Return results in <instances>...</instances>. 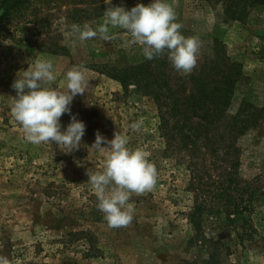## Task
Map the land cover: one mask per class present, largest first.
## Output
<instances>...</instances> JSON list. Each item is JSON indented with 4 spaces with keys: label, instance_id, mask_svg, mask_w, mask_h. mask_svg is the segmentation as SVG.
<instances>
[{
    "label": "rangeland",
    "instance_id": "374dc122",
    "mask_svg": "<svg viewBox=\"0 0 264 264\" xmlns=\"http://www.w3.org/2000/svg\"><path fill=\"white\" fill-rule=\"evenodd\" d=\"M150 2L27 0L1 17L7 4L0 0V255L12 264H264V3L169 0L179 31L199 40L189 73L175 69L167 51L146 58L122 28L110 27V40H81L72 28L96 30L108 7ZM223 57L242 65L228 114L247 101L256 107L253 125L221 144V131L202 137L200 153L184 140L183 125L172 129L187 123L188 131L198 118L184 108L172 116L171 106L190 108L188 97L221 87L219 70H210ZM37 59L53 61L56 80L49 86L60 91L74 65L88 68L89 86L71 104L86 132L71 152L55 142H29L12 112V84ZM141 117V130L131 129ZM60 119L63 131L71 115ZM97 130L108 140L115 132L128 135V146L147 152L157 169L151 190L132 193L126 226H109L87 183L88 170L103 171L107 158V151L91 148ZM233 163L236 178L229 181ZM224 190L238 199L239 214L225 211ZM204 202L196 240L190 213Z\"/></svg>",
    "mask_w": 264,
    "mask_h": 264
},
{
    "label": "clouds",
    "instance_id": "9594fccd",
    "mask_svg": "<svg viewBox=\"0 0 264 264\" xmlns=\"http://www.w3.org/2000/svg\"><path fill=\"white\" fill-rule=\"evenodd\" d=\"M104 17V23L96 30L87 25L82 28L78 24H73L72 28L79 33L81 40L97 35L110 40L113 38L110 27H119L130 34L128 43L142 45L143 54L148 59L167 51L169 60L179 71L189 73L196 65L199 40L195 36L186 37L179 31L182 25L177 21V13L169 0H151L147 5L139 3L130 10L123 6H110ZM21 72L22 76L19 75ZM87 72L85 65H74L68 70L65 91L49 86L56 80L51 59H37L34 67L30 65L27 70L18 73L12 84L16 90L12 112L29 142H55L61 149H67L65 152L80 147L86 124L72 114L71 104L77 94L86 92L89 86ZM65 113L71 115V121L62 131L60 118ZM143 122L141 117L130 127L139 131ZM129 140L128 135L118 132L108 140L97 130L91 145L99 152L107 151L103 171L88 170L87 183L97 193V207L104 213L110 227L128 225L134 212V204L130 201L132 193L151 190L157 180V169L148 158V153L141 148H130ZM0 264L12 262L7 256L0 255Z\"/></svg>",
    "mask_w": 264,
    "mask_h": 264
},
{
    "label": "trees",
    "instance_id": "16d2710c",
    "mask_svg": "<svg viewBox=\"0 0 264 264\" xmlns=\"http://www.w3.org/2000/svg\"><path fill=\"white\" fill-rule=\"evenodd\" d=\"M27 0H4V3H6L5 12L1 17H4L6 14H8L9 10L12 8L15 9L16 6L20 5L21 3L26 2ZM232 2H236V5L238 7H246L250 1L249 0H232ZM253 4H261L264 3V0H252ZM2 6V4H1ZM239 9L234 11V18L240 19L241 13ZM215 63V66L211 68L210 71L219 70L220 75H218L219 78H221V87H214L213 91L210 92V89L204 93V87L198 91V93L193 94L192 96L188 97V100L190 101V108L189 107H179V109L172 107V116H178L179 112H190L191 116H196L198 120L195 124L191 123V126L189 127L188 131L183 128L184 125L186 127L187 123H178L177 126H172V129H176L178 125L179 131H181L184 135V140L188 143L189 146L193 147L194 150H199L201 153V149L203 148V145H200V139L203 137L206 141H209V139L215 135V133H219V131L222 132V136L220 137V142L227 141L229 138H235L236 136L244 133L247 131V129H250V127L253 125V115L256 107L250 103L242 102L240 105V108L237 112H235L233 115L228 114L230 110V106L232 104V99L235 93V86L240 81L242 77V65L239 62L231 61L227 57H223L222 62H217L213 59L212 61ZM212 76V75H211ZM115 78H118L115 76ZM215 94V96L210 99V95ZM174 111V112H173ZM190 116V117H191ZM176 131V130H175ZM218 147V144L208 145L206 143V147L208 149ZM236 163H233V171L228 172L227 175H229V181H232L236 177V173L234 171V166ZM223 196H225L227 199L223 201V206L225 207V211L231 216L232 213L234 215L239 214L240 210H242V207L240 203L238 202V199H234L232 197L231 191H223ZM231 197V198H230ZM206 201V200H204ZM206 203L204 202V205L197 204L193 211L190 213L191 222L194 227L195 236L193 239H199L200 238V230H201V218L204 211L207 210ZM232 212V213H231Z\"/></svg>",
    "mask_w": 264,
    "mask_h": 264
}]
</instances>
